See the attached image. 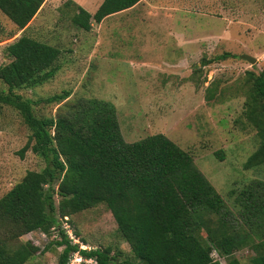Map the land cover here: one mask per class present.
<instances>
[{
	"label": "trees",
	"instance_id": "trees-1",
	"mask_svg": "<svg viewBox=\"0 0 264 264\" xmlns=\"http://www.w3.org/2000/svg\"><path fill=\"white\" fill-rule=\"evenodd\" d=\"M141 1L104 0L94 14L79 7L72 22L91 31L93 23ZM45 2L0 0V11L17 28L8 39L22 32L4 50L9 62L0 65V103L16 110L30 130L21 157L31 151L47 165L28 171L0 198V264H30L41 249L21 238L55 231L58 264H70L75 254L95 264H117L122 250L82 249L86 242L74 243L63 226L66 218L99 206L111 211L130 247L132 258L121 264H244L236 257L244 249L254 254L251 264H264V180H251L223 197L191 154L166 135L127 142L114 103L72 101L70 90L38 102L19 93L44 86L60 70L62 50L24 34ZM229 58L236 56L224 53L201 65ZM238 91L246 97L243 114L258 138L244 168H264V70L246 71ZM207 92L211 102L217 87L210 84ZM40 104L58 106L57 115L37 114Z\"/></svg>",
	"mask_w": 264,
	"mask_h": 264
},
{
	"label": "rangeland",
	"instance_id": "rangeland-1",
	"mask_svg": "<svg viewBox=\"0 0 264 264\" xmlns=\"http://www.w3.org/2000/svg\"><path fill=\"white\" fill-rule=\"evenodd\" d=\"M180 1L183 4L177 13L180 20L171 21L168 29L196 35V50L190 51L192 53L187 49L184 53L165 50L167 63H158L156 70L146 69L151 61L145 62V68L140 64L144 61L132 63L120 57L134 59L127 52L146 49L153 56L154 46L157 47L155 56L159 55V46L164 49L169 44H165L167 39H161L166 26L170 25L169 20H165L167 15H163L166 11H149L151 8L144 6L138 8V12L161 15L152 21L116 16L100 26L93 23L91 31H85L67 15L46 10L31 22L24 34L60 48V70L44 86L19 93L35 102L63 90L72 92V101L79 98L110 101L116 106L127 142L166 135L191 154L196 166L223 197L230 198L231 191L241 190L251 180H264V168H244L257 149L258 138L243 114L246 97L238 91L246 71L264 70V0ZM152 2L155 5V1ZM69 5L62 9L71 11L73 6ZM15 31V24L0 11V65L9 62L4 51L6 46L22 35L19 32L8 39ZM224 53L236 58L201 65L204 59ZM255 54H261L258 58L261 63L251 65L243 58ZM188 55L182 64V59ZM210 84L217 87L216 97L211 102L207 100ZM0 89H4L1 83ZM35 109L39 115L55 117L58 106L40 104ZM29 135L30 130L21 115L0 103V198L28 171L40 172L47 166L43 158L31 151L21 157L20 151ZM64 221H68L63 226L74 243L86 242L82 249L111 246L115 251L122 250L123 256L117 264L132 258L130 247L121 239L117 223L105 206ZM58 239L56 231L50 236L33 232L21 238L22 242L31 241L41 249L30 264H58L60 249L53 244ZM253 256L249 249L236 254L244 264H251ZM213 257L217 259L214 254ZM219 261L227 263L223 258Z\"/></svg>",
	"mask_w": 264,
	"mask_h": 264
},
{
	"label": "crops",
	"instance_id": "crops-1",
	"mask_svg": "<svg viewBox=\"0 0 264 264\" xmlns=\"http://www.w3.org/2000/svg\"><path fill=\"white\" fill-rule=\"evenodd\" d=\"M154 1H155V5H153L154 3L152 2V0H142L140 3H138L133 8L128 9V10L123 11V12H120V13H117V14H114L112 16H109L101 24H99V26H100L109 18L116 17V16H120V17L127 16L128 18L130 17L129 19L134 18V20H137V21H152L153 18L161 15L158 13L155 14V13H151V12L150 13L138 12V8L144 7V6L150 7L151 9L149 11H153V10L166 11L167 14H163V15L164 16L167 15V17H165V20L166 21L169 20L170 25L166 26V28H165L166 30L164 32L165 35L161 39H167L165 44L169 43L168 46L164 49L159 46L160 53H159V55H156V56H155V51H156L157 47L154 46L153 52H152L153 56H150L148 53L149 49H146V50H144V52L143 51H139V52L137 51L136 53L133 51H132V53H129L130 51L127 52V54L134 56V59H132L130 56H127L128 58L120 57V60L129 59L132 61V63L135 62L136 60H139L138 63H140L141 61H144L140 64H142L145 68H146L145 62L151 61V62H149V64H150L149 67L146 68L148 70L158 69L159 68L158 63H160V64L167 63V60L164 57V56L167 57L165 50H166V52H169V51H173L175 49L176 53H181V52L184 53V49H187V51H189V53H192V52H190L192 50H196V35L192 36L190 34L183 32V31H176V30H174L172 32V31H170V29H168V27H170L172 25L171 24L172 22L176 23L180 20L177 13L179 12V10L181 8L180 5L182 4V2L180 0H176V1L175 0H154ZM103 2H104V0H46V2L43 4L42 8L40 9V11L36 15V17L33 19V21L41 13L44 14V12L46 10H51V9H52V11L54 10L60 16L63 14L67 15L72 20V17L75 16L79 12L78 11L79 7L83 8L84 10H86L90 14H94ZM68 4L73 6V9L71 11H70V9H62L63 6H67ZM162 5H165V6H162ZM30 25H31V23H30ZM29 26H28V28H29ZM28 28L25 29V32ZM160 37L161 36H159V38ZM132 44H134V43H132ZM191 46L194 49H191L190 48ZM193 55H195V54H193ZM260 55L261 54H255V56H254L257 59V63L258 62L261 63V61L258 59ZM191 57H192V55H191ZM187 58H189V55L185 59L183 58L181 63L184 64V62H186ZM104 60H105V58H104ZM106 60H108V58H106ZM146 60H148V61H146Z\"/></svg>",
	"mask_w": 264,
	"mask_h": 264
},
{
	"label": "built area",
	"instance_id": "built-area-1",
	"mask_svg": "<svg viewBox=\"0 0 264 264\" xmlns=\"http://www.w3.org/2000/svg\"><path fill=\"white\" fill-rule=\"evenodd\" d=\"M83 262L95 264V262L93 260H88V261L84 260L79 254H77V256L75 257L74 261L72 263H70V264H82Z\"/></svg>",
	"mask_w": 264,
	"mask_h": 264
},
{
	"label": "water",
	"instance_id": "water-1",
	"mask_svg": "<svg viewBox=\"0 0 264 264\" xmlns=\"http://www.w3.org/2000/svg\"><path fill=\"white\" fill-rule=\"evenodd\" d=\"M243 58L248 61V63H250L251 65H255L257 63V59L254 57L244 56Z\"/></svg>",
	"mask_w": 264,
	"mask_h": 264
}]
</instances>
